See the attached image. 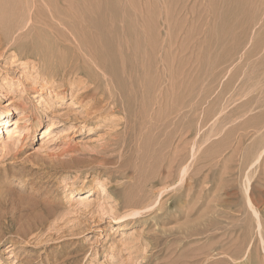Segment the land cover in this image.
Returning <instances> with one entry per match:
<instances>
[{
    "label": "rangeland",
    "instance_id": "rangeland-1",
    "mask_svg": "<svg viewBox=\"0 0 264 264\" xmlns=\"http://www.w3.org/2000/svg\"><path fill=\"white\" fill-rule=\"evenodd\" d=\"M8 111L0 264H263L264 0H0Z\"/></svg>",
    "mask_w": 264,
    "mask_h": 264
},
{
    "label": "bare ground",
    "instance_id": "bare-ground-1",
    "mask_svg": "<svg viewBox=\"0 0 264 264\" xmlns=\"http://www.w3.org/2000/svg\"><path fill=\"white\" fill-rule=\"evenodd\" d=\"M79 74V73H78ZM70 75H72V73L70 74ZM61 77H62V75H61ZM63 78V77H62ZM78 78H79V76H78ZM83 78V77H82ZM85 78V77H84ZM47 84H50L51 85V87L53 86V83H51V82H47ZM56 88V87H55ZM62 91V90H61ZM88 92V91H87ZM62 93V92H61ZM88 94V93H87ZM91 96H94V95H91ZM94 97H97V95L96 96H94ZM93 98V97H92ZM92 100V99H91ZM114 102V101H113ZM20 114V113H19ZM22 114V113H21ZM12 115V113L10 112V111H8L7 112V115H5V116H3V117H1L0 116V134H3V130L5 129L6 130V134H7V139H13V137H18L19 135H21L20 136V139H23V138H25V136L23 135V133L22 132H20V126H19V124H18V122H15L14 123V127L13 128H9V127H7V125H8V123H9V117ZM38 124V123H37ZM98 174V173H97ZM96 174V175H97ZM184 180H185V168H181L180 169V172H178V179H177V181H178V184H183V182H184ZM107 183H109L108 181H104V182H102V183H100V181H99V179L97 180L96 179V184H97V191L98 192H106L107 190H106V184ZM87 192H90V190H88ZM153 207L154 205H153V203L151 202L150 204H147L146 206H145V208H150V207ZM120 210V208H118L117 209V212ZM252 212V211H251ZM116 213V212H115ZM118 214V213H117ZM253 214L256 216V226H257V228H258V233H260V227H261V223H260V220H259V218H258V215H257V212L256 211H254L253 210ZM134 215H136V212H134V210L132 209V210H130V211H127V212H125L124 213V215L123 216H134ZM255 226V227H256ZM255 232H257V231H255ZM257 235H259V234H257ZM246 251V250H245ZM251 252V251H250ZM250 252L249 253H244V254H242V255H240L239 256V258H237L236 260H238V259H241V258H244V261L242 262V264H246L247 263V261L248 260H250L251 259V254H250ZM264 254V253H263ZM228 256V255H227ZM229 257V256H228ZM264 258V257H263ZM234 260V259H233ZM263 261V264H264V259L262 260ZM231 262V261H230ZM249 262V261H248ZM262 263V262H261Z\"/></svg>",
    "mask_w": 264,
    "mask_h": 264
}]
</instances>
